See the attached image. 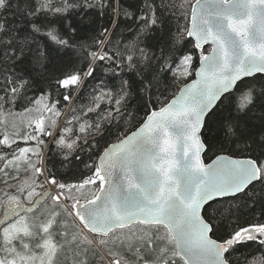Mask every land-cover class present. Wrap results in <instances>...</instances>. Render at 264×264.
Segmentation results:
<instances>
[{"label": "snow or ice", "instance_id": "snow-or-ice-1", "mask_svg": "<svg viewBox=\"0 0 264 264\" xmlns=\"http://www.w3.org/2000/svg\"><path fill=\"white\" fill-rule=\"evenodd\" d=\"M176 7L175 0H0V109L19 99L40 106L32 133L16 134L25 142L35 141L36 147L17 146L12 159L0 168L8 176L5 169L13 165L18 173L16 162H21L28 173L15 186L19 196L6 193L4 215L13 222L0 229V251L4 253L0 264H54L63 247L59 238L66 236L60 230L59 213L52 211L31 220L28 214L48 198L61 205L62 197L71 201L62 206L79 220L81 232L94 234L93 238L84 236L88 245L97 243L95 237L105 244L103 238L133 223L157 226V231L163 227L164 235L155 237L163 241L161 264H176V257L183 264H231L229 255L236 245L258 242L264 246V223L233 228L219 239L210 235L219 230L217 217L221 225L232 220L231 209L226 216L214 209L215 203L255 195L257 183L264 195V77L256 75L264 74V0H182L179 7L186 24L177 27L170 42L151 45L170 21L165 13ZM77 9H98L100 16L111 13L110 24L99 29L89 26L86 35L70 26L61 32L60 20ZM122 22L132 31L131 38H118ZM184 37L191 38L200 52L198 68H193L191 53L176 49ZM205 45L210 48L205 50ZM52 49L61 57L60 64L54 63ZM193 72L195 79L171 98L164 96L161 88L167 75L179 83ZM256 81L261 82L257 85ZM53 86L55 96L69 105L92 89L89 103L79 110L73 107L72 118L60 128L59 137H53L61 167L80 159V141L93 147L96 141L89 142V136L103 137L126 113L131 116L133 100L146 105L143 122L128 134L118 131V142L104 148L94 164L86 165L92 175L79 184L62 182L54 171L55 163L49 166L50 158L41 147L46 144L41 137L53 136L57 128V120L46 124L45 113L61 115L59 99L46 102L53 97ZM30 91L39 95L29 99ZM234 96L235 115L224 122V139L243 143L249 156L217 155L205 163L202 153L209 146L201 132L206 117L229 111ZM153 98L158 108L152 106ZM16 142L7 134L0 139V145L9 149ZM219 147L224 150L226 144ZM45 183L56 194L45 189ZM87 185L96 187L86 189ZM74 190L80 196L84 195L81 190L91 191L92 196L81 202ZM209 209L213 215L202 214ZM145 243L154 249L152 238ZM128 247L133 249L131 243ZM139 252L136 246L134 253ZM139 259L157 264L143 256ZM111 264L121 261L115 259ZM254 264H264V257Z\"/></svg>", "mask_w": 264, "mask_h": 264}, {"label": "trees", "instance_id": "trees-1", "mask_svg": "<svg viewBox=\"0 0 264 264\" xmlns=\"http://www.w3.org/2000/svg\"><path fill=\"white\" fill-rule=\"evenodd\" d=\"M175 2L177 7L174 10L165 13L167 17H170L169 23L165 26L163 32H158L152 38L150 41L151 45L160 46L170 42L173 37H176L177 27H183L186 24V18L182 14L183 9L179 7L182 0H175ZM190 2L194 3L195 0H190ZM184 8L187 9L188 5L185 4ZM98 11V9L87 10V12H83L79 9L74 10L70 12L66 18H62L57 27L61 32L67 31L70 26L77 28L81 35L89 34L85 31L89 26L93 29H99L101 26H107L110 24L112 14L107 13L100 16L96 14ZM173 11L175 12V15L172 14ZM128 23L130 24L131 22L129 21ZM132 27L134 29L135 26L133 25ZM120 31L122 33V36L118 37L120 39H124L125 37L131 38L133 35L127 24L123 22L121 23ZM177 39L179 38L177 37ZM193 44L194 41H192V39L184 37L182 41L176 44V49L181 53H191L193 55V68H197L200 52L193 47ZM51 47L52 46L50 45V48ZM209 48L210 47H206L205 50ZM154 50H158V47H154ZM52 57L55 64H60L62 62L61 57L57 55L54 49H52ZM257 77H264V75H257ZM193 78L194 72L192 76H189L187 81L182 79L179 83H173L171 75H167L164 80V87L161 88V91L164 93V96L171 98L172 93L178 91L180 87ZM256 82L257 85H259L261 81ZM52 91L53 97L50 101L46 102H55L56 99H59L57 108L60 110L61 115L56 117L52 113H45V116L48 118L46 124L50 123L51 120H57V130L55 129L53 131L54 136L41 137L46 142V144L41 145V147L44 148L45 155L50 158L49 166L51 167V164L55 163L54 171L62 182L68 184H79L83 179L91 176L92 169L86 167V165L94 164L104 148L108 147L111 143L117 142L118 131L128 134L135 130L146 118L145 103L133 100L129 108L131 116L126 113L125 116L119 119L117 124L110 126V130L106 132L103 137L99 135L89 136V142H92L93 140L96 141V144L93 147L84 145L83 141H80L79 143L83 148V150H77L80 159L74 160L73 164L68 165L67 167H61L59 163L61 156L59 155L55 144L52 143L53 137L58 138L60 128L65 125L68 119L72 118L73 113L71 109L73 107L79 110L81 106L89 103L88 93H90L92 89L89 87L85 92L83 99L76 101L72 105L63 101L62 97L55 96V86H53ZM34 95L38 96L39 92L33 93L30 91L28 93L29 99L33 98ZM239 102L243 103L242 97H240ZM236 103L237 97L234 96L229 111H223L210 119L208 117L206 119V126L202 131V139L204 143L209 146L205 153V159L207 162L215 158L217 155H231L234 158L244 159L249 156L243 143H228L224 139V122L230 114L235 115ZM152 106L154 108L159 107L155 98L152 99ZM38 107L40 106L30 104L28 99H19L14 105L5 104L3 108L0 109V139L7 134L10 139H16L17 141L16 144H13L12 149L0 145V157H4V160H0V168L3 167L6 160L12 159L13 149L17 148V146L36 147L35 141L28 140L25 142L24 140L19 139L16 134L23 136L32 133L34 122L39 118V112L36 110ZM29 108L32 110H25ZM147 110L150 111L151 109ZM29 125H31V127ZM55 131L56 133L54 134ZM221 143L226 144L224 150H221L219 147ZM64 151L66 152L67 149H64ZM16 163L20 164V170L18 173L13 165H9L8 168L5 169V171L9 173L8 176H5L3 172H0V214L4 203L8 199L6 193L19 196L20 193L16 191L15 186L28 176V173L24 171V165L21 162ZM13 175H18L19 180L12 179ZM41 179L43 178L41 177ZM5 181H7V183H5ZM95 187V185H87L86 189H95ZM44 188H48L47 183H45ZM261 188L262 186L257 183L255 195L249 194L247 197L241 195L239 199L229 197L225 198L224 202L215 203L213 205L217 212L224 211L226 216L229 214L226 210L230 208L232 220L225 221V223L221 225L219 223V217H217L216 223L219 230L211 233L212 238L219 239L222 236H226L233 228L247 227L248 225L255 223H264V195L261 193ZM43 190L44 189L37 188V191ZM65 191H67V189ZM81 191L84 192L83 196H80L79 192H76L75 190L73 191V195L80 196L81 202L84 201L85 198H91V191ZM21 199H23V197H21ZM24 201L28 203L27 200ZM66 203L70 204L71 201ZM62 205L63 203H61V205L55 204L50 198L46 203L41 205L36 212L29 215V219L31 220L33 217L39 219L42 215L46 216L52 211L59 213L57 220L63 225L60 230L66 232V236L59 238V243L62 244L63 247L58 251L54 264H81V261H87V264H109L106 257L111 260L119 259L121 264H144V261L139 259L140 256H143L144 259L150 261H156L157 264H161L159 260V247L162 245L163 241L156 240L155 237L164 235L166 230L163 227H160L159 231H157V226L137 224L126 229L117 230L109 237L103 238L107 242L105 244H100L102 250H99L95 244H87L84 239V236L87 234L85 231L81 232L82 228L77 220L73 215H68ZM205 208H207V206ZM203 214L213 215V210L209 209L207 213ZM133 233L135 235H133ZM140 237H143V239H140ZM149 238L154 240V249L152 250H150L145 243ZM95 239L99 242L100 237H95ZM121 240L124 241L123 244H121ZM129 243L133 245L132 250L128 247ZM136 246L140 247L139 253H134V248ZM169 247L171 248L172 246L169 245ZM36 251L42 252L40 249H37ZM3 256L4 253L0 251V257ZM261 257H264V246L259 245L258 242H247L236 245L235 249L229 255L231 264H254V261ZM169 258H171L170 255ZM175 260L176 264H183V261L179 257H176ZM20 263L22 262L18 261V264Z\"/></svg>", "mask_w": 264, "mask_h": 264}, {"label": "water", "instance_id": "water-1", "mask_svg": "<svg viewBox=\"0 0 264 264\" xmlns=\"http://www.w3.org/2000/svg\"><path fill=\"white\" fill-rule=\"evenodd\" d=\"M191 39V38H190ZM208 46H210V45H205L204 46V48L205 47H208ZM198 67H199V65H198ZM197 67V68H198ZM256 75H264V74H259V73H257ZM194 79H195V74H194ZM247 79V78H246ZM191 82V81H190ZM190 82H188V83H190ZM206 119H207V117H206ZM136 130V129H135ZM135 130H133V131H135ZM202 131H203V129H202ZM201 135H202V132H201ZM203 140V139H202ZM204 142V141H203ZM117 143V142H116ZM205 153H206V151H204L203 153H202V159L204 160V162L205 163H211L212 162V160H214L215 158H213L212 160H210L209 162H207L206 161V159H205ZM234 158V157H233ZM238 159H244V158H238ZM48 190H50L51 191V189H48ZM35 199V198H34ZM49 199V198H48ZM47 199V200H48ZM47 200L46 201H44V202H42V203H40L35 209H33V212H31V213H29V214H32V213H34V212H36L39 208H40V206L42 205V204H44V203H46L47 202ZM7 201V200H6ZM6 203V202H5ZM5 203H4V205H3V207H2V212H1V215H0V229H2L3 227H5L6 225H8L9 223H11L12 221L11 220H6L5 219V215H4V213H5ZM24 203H25V205L27 206L28 205V203H26L25 201H24ZM209 203H211V202H209ZM207 206V205H206ZM205 206V207H206ZM203 214V213H202ZM135 224H139V223H133L132 225H135ZM132 225H130V226H132ZM129 226V227H130ZM211 235V234H210Z\"/></svg>", "mask_w": 264, "mask_h": 264}, {"label": "rangeland", "instance_id": "rangeland-1", "mask_svg": "<svg viewBox=\"0 0 264 264\" xmlns=\"http://www.w3.org/2000/svg\"><path fill=\"white\" fill-rule=\"evenodd\" d=\"M189 78V77H188ZM183 80H186V79H183ZM57 130V129H56ZM56 133V131L54 132V134ZM20 264H22V263H20Z\"/></svg>", "mask_w": 264, "mask_h": 264}]
</instances>
